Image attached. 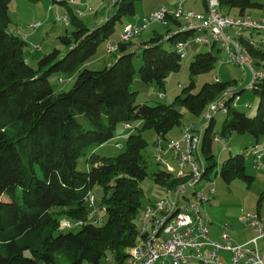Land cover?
Here are the masks:
<instances>
[{"label": "trees", "instance_id": "1", "mask_svg": "<svg viewBox=\"0 0 264 264\" xmlns=\"http://www.w3.org/2000/svg\"><path fill=\"white\" fill-rule=\"evenodd\" d=\"M136 1L115 0V12L95 28L69 10L68 24L74 29L59 37L67 50L53 49L38 58L33 68L25 55V37L10 28V0H0V264H101L109 256L122 264L138 241L139 213L144 205L140 184L148 176L143 154L146 141L140 132L152 129L167 139L172 129L182 126V112L176 106L198 116L231 83L205 82L192 92V77L212 70L217 60L210 49L193 56L189 85L171 103L135 102L136 91L130 89L133 57L141 59L140 81L160 88L167 74L180 67L176 43L188 38L192 30L166 40L154 32L136 51L129 50L131 40H119L114 42L119 52L114 61L101 69L87 67L100 44L115 31L116 22L125 14H134ZM219 4L228 10L237 8L238 16L260 7L253 0H219ZM179 23L170 18L166 25ZM242 43L255 63L264 61V50L248 46L245 40ZM58 72L75 73L69 90L56 92L51 86L49 77ZM252 90L259 95L255 114L229 108L231 116L223 121L222 134L264 135V77L254 82ZM125 124L131 128L120 153L102 156L91 152L89 169H76L80 155L103 146L115 137L117 126ZM213 128L214 117L204 127L200 143L209 159L205 178L216 165L211 154ZM219 175L226 181L240 178L247 183L253 178L245 171L243 152L224 160ZM151 176L167 187L180 180L164 169ZM96 185L101 188L97 204L104 207L101 224L88 221L87 195ZM62 217L83 223L66 228L61 225Z\"/></svg>", "mask_w": 264, "mask_h": 264}, {"label": "rangeland", "instance_id": "2", "mask_svg": "<svg viewBox=\"0 0 264 264\" xmlns=\"http://www.w3.org/2000/svg\"><path fill=\"white\" fill-rule=\"evenodd\" d=\"M103 1L104 3H101L102 5L97 8V14H94V12L86 13L83 10V7L81 8L83 15H81L80 18L89 28L99 26L103 20H105L107 15L109 16L115 12L116 8L111 5L113 0ZM253 1L259 3L260 7L247 9L244 17L258 23H262L264 22V0ZM89 2L95 8L96 3L93 2V0H89ZM175 2L176 0L136 1L134 14L123 15L121 19L116 22L115 31L106 41L118 42L120 40V32L123 25L126 22L138 21V19H140L145 12L153 8L155 5L160 3L174 5ZM184 6L187 7L190 5L187 3V5ZM69 8L76 9L78 7H75L74 4L68 3V0H66V3L53 2L52 0H10L8 4V13L11 19L10 28L22 37H25L27 42L25 55L29 59V64L33 68L37 67L38 58L51 52L53 49L56 48L61 52H65L67 50V47L62 41H60L59 37L69 35L74 27L72 24L65 25L64 22L58 20V18H61L64 15L69 16ZM222 10L231 16H238L235 15L238 12L237 8H231L229 10L222 8ZM35 22H39L40 25L36 29H32L30 25ZM181 22H183V20ZM192 22L199 25V22L195 20ZM166 30V24L161 22L151 23L146 30L131 39L129 50L136 51L138 47H142L143 42L147 41L152 34H154V32L164 35L167 32ZM257 34L258 33H254L255 36H257ZM35 44H38L40 48H33V45ZM163 45L166 47L168 46L166 42L163 43ZM103 47L104 42L100 44L98 51L104 49ZM210 49H213V53L216 54L217 60L212 70L198 73L192 77V80L195 83V87L192 92H197L205 82H213L215 76H217L220 81H230L231 83H234L235 80L237 86L236 91L239 92V101L237 102L236 109L244 112L248 116H253L258 105L259 95L252 89H245V87L250 83L251 72L249 69L244 70L236 63L229 61L225 52L221 50L219 46L211 48L210 46L192 44L186 57L181 59L179 69L169 72L164 80L163 86L160 88H158L154 83L145 84L140 81L138 69L141 64V59L138 55H135L133 57L134 76L130 84V89L136 91L135 102H147L149 104H153L156 101H161L171 103L177 95L183 94V88L189 85V64L193 60V56L198 52H206ZM118 54V51L111 54L106 53L105 60L110 59V62H112ZM258 63L259 65H257ZM100 64L101 63L98 62L95 65H88V67L91 69H101L107 64V62L103 65ZM254 64L256 70H260L264 73V61L254 62ZM74 80V74H64L62 72L54 73L49 77L50 84L56 92L69 90L73 85ZM247 103H249L250 106H246ZM208 104L206 105L204 111L198 116L192 115L183 106H176V108L182 112V123L192 124L194 130H199L206 124V119L203 115L208 108ZM230 116V113L225 114L222 112H219L214 116L215 123L213 128V140L211 143V154L216 161V165L206 175V177L212 182L214 193L213 195L205 193L206 198L209 200L203 204L199 203L194 197H191L190 199L191 201L200 204L202 213L206 214L208 220L211 222L209 225L210 233L219 234L221 231H224L225 234L230 235L232 239L237 240L236 238L243 237L248 232V228L240 223L239 217L247 213H256L255 211L250 210H255L256 205L260 201H264V195L262 194L261 185L257 182L247 183L240 178H234L226 181L219 175V169L224 160L236 153L243 152L246 146L248 147L250 144L249 139L251 140L253 138L248 132H226L225 134H222V123ZM129 126L131 127V124H129ZM120 128L121 125H118L116 133ZM177 132L178 127H175L173 131L167 134V138H171ZM140 133L146 141V147L143 154L147 161L148 171V176L140 184L144 192V197L142 198V202L144 203L146 200H154L159 198L161 195L163 196V186L154 182L151 174L157 170H165V166L162 163H157L155 160V140L157 138L155 132L152 129H143ZM215 135H217L218 139L214 138ZM126 136V133L121 135V137L115 136L103 146L95 148L93 151H89V149H87L84 154L80 155L77 159L76 169L79 171H86L89 169L87 159L91 152H96L102 156L117 155L123 148ZM116 144H120L121 147H118ZM228 147H230V149H228ZM199 152L202 163H204L205 167L208 166L209 159L206 158V153L203 152L201 148ZM165 158L171 162L169 164L172 171L176 173L179 170L177 162L171 159L170 153L165 154L163 159ZM249 159L250 157L245 156V166L248 170L247 172L251 170V167H249ZM202 184L203 183L197 186L198 190L201 189ZM91 194L95 196L98 203L101 196V188L98 185L94 186L91 190ZM96 207H100L101 209L103 206L97 204ZM241 207H245V209H241ZM67 219L68 218L66 217H62L61 224H63ZM104 219V212L101 210L95 211L93 215L88 217V221L95 222L97 224H101ZM225 226L229 227L227 228ZM226 259H224L225 262H229V258ZM127 260L128 259H126L122 264H127ZM83 264L89 263L84 262ZM101 264L119 263L114 262L113 258L109 256L107 258H103ZM155 264H160V261H157Z\"/></svg>", "mask_w": 264, "mask_h": 264}, {"label": "built area", "instance_id": "3", "mask_svg": "<svg viewBox=\"0 0 264 264\" xmlns=\"http://www.w3.org/2000/svg\"><path fill=\"white\" fill-rule=\"evenodd\" d=\"M183 2L184 0H176L171 7L163 5L150 11L140 22L126 24L120 33V41L127 42L138 36L151 23L167 24L170 18L178 20L180 23L166 32L163 39H169L181 31L192 30L188 38L179 40L175 45L180 58L186 57L192 44L219 46L229 61L244 70H250L251 80L245 89H252L254 82L263 78L264 73L255 69L254 58L242 40H245L248 46L264 50V37L254 35L264 31V22L258 23L243 16H231L222 10L219 0H203V11L187 8ZM74 13L77 16L83 15L79 8L75 9ZM58 20L63 21L65 25L69 23L66 15ZM193 20L199 22V25L193 23ZM39 25V22H35L30 27L36 29ZM34 48L39 49L40 46L35 44ZM105 49L111 54L117 51L118 45L114 42L107 43ZM214 81L219 82V78L215 76ZM236 89V84H228L222 93L208 104L203 115L206 124L199 130H194L192 124H184L178 137L165 139L157 136L155 160L180 180L174 186H163V196L143 205L138 241L130 251L127 264H155L157 261H160V264H264V249L257 246V238H264V215H241L239 221L250 224L257 231V236L246 243L232 244L225 233L222 234V241L209 237V220L206 214L202 213L199 204L209 200L205 193H214L211 180L204 176L206 167L200 158L202 133L207 122L215 114H227L229 108L237 107L239 95ZM247 105L250 106L249 103ZM125 128L131 127L126 124ZM214 138L218 139L217 135ZM117 146L121 147L120 144ZM169 153L179 167L176 173L172 171L169 164L171 162L163 159V156ZM243 154L252 157V167L255 171H264V145H251L244 149ZM201 183L202 187L198 190L197 186ZM191 197L199 203L191 201ZM87 203L90 208L89 216L98 210L104 212V207H96L97 201L91 192L87 195ZM82 223L81 220L67 219L61 225L72 228ZM222 251L229 253V262L221 258Z\"/></svg>", "mask_w": 264, "mask_h": 264}, {"label": "crops", "instance_id": "4", "mask_svg": "<svg viewBox=\"0 0 264 264\" xmlns=\"http://www.w3.org/2000/svg\"><path fill=\"white\" fill-rule=\"evenodd\" d=\"M53 2H58V1H56V0H52ZM70 1H72V2H74V3H71ZM115 0H113L112 1V3H111V5H113V2H114ZM93 2H95L96 3V6H95V8L90 4V2H89V0H68V3H70V4H74V6L75 7H80L79 9L80 10H82L81 8L83 7V10L86 12V13H93L94 12V14H97L98 13V7L100 6V5H102L103 3H104V1L103 0H93ZM59 3V2H58ZM65 3H66V0H65ZM102 3V4H101ZM176 3V2H175ZM187 3L190 5V6H187V8H191V9H193V10H195V11H203L204 9H205V7H204V2H203V0H184V2H183V4L184 5H187ZM162 5H169V4H164V3H160V4H157V5H155L153 8H151L150 10H148L147 12H145V14L144 15H142L141 17H140V19H138V21H135V22H126L124 25H126V24H129V23H138V22H140V20L148 13V12H150L151 10H154V9H157L158 7H160V6H162ZM169 6H173V5H169ZM186 7V6H185ZM77 9V8H76ZM68 10H71V11H74L75 9L73 8V9H68ZM230 15V14H229ZM108 16V15H107ZM234 16V15H233ZM81 17V16H80ZM243 17H244V15H243ZM124 25H123V27H124ZM175 25H173V24H171L169 27H167V29L168 28H172V27H174ZM122 27V28H123ZM121 31H122V29H121ZM121 33V32H120ZM257 36L259 37H264V33H258L257 34ZM107 43H111V42H107V41H105L104 42V49H102L101 51H97L96 52V54L88 61V63L86 64V66L88 67V65H95V64H97L98 62H100L101 64L100 65H103V64H105L106 62H107V64L106 65H108V63L110 62V59H106L105 60V58H106V49H105V45L107 44ZM211 47V46H210ZM108 54V53H107ZM74 74V76H75V73H73ZM226 82V81H225ZM214 123H215V119H214ZM185 123H182V125H184ZM175 129V128H174ZM129 129H125V127H121L118 131H117V133H116V137H121V135H124L125 133H127L126 131H128ZM171 131H173V129L171 130ZM170 131V132H171ZM180 131H181V126L180 127H178V132L175 134V135H173L171 138H175V137H178L179 135H180ZM166 137H167V135H166ZM252 139L250 140L249 139V141H250V144H249V146L248 147H250L251 145H255V144H258V145H264V135H260V136H258L257 138L256 137H254L253 135H252ZM246 148H247V146H246ZM245 148V149H246ZM248 157H250V159H249V167H251V170L249 171V172H247L248 170L246 169V166H245V171H246V173L248 174L249 173V175H251L253 178H252V180H251V182H249V183H252V182H257V183H259L260 185H261V187H262V194L264 195V171H262V170H258V171H255L254 169H253V167H252V157L250 156V155H247ZM246 164V163H245ZM153 200V199H152ZM152 200H146L145 202H144V204H146L147 202H149V201H152ZM263 201V200H262ZM262 201H260L257 205H256V207H255V210H250V211H255L256 213H258V214H260V215H264V206H263V204H264V201L262 202ZM241 209H245V207H241ZM241 223V222H240ZM211 224V222L209 221V225ZM243 226H245V227H247L248 228V232H247V234L245 235V236H243V237H240V238H236L237 240H234V239H232L231 238V236L230 235H228V237H229V239H230V241H231V243L232 244H242V243H246V242H248V241H250L252 238H254V237H256L257 236V231L250 225V224H243V223H241ZM209 225H208V234H209V237L211 238V239H213V240H217V241H222V234L223 233H225L224 231H221V233H219V234H212V233H210V231H209ZM225 227H229V226H225ZM263 227H264V223H263ZM257 246L259 247V248H261V249H264V238L263 237H261V238H257ZM221 257H222V259H226V258H229V254H228V252L227 251H225V252H222V254H221ZM227 260V259H226Z\"/></svg>", "mask_w": 264, "mask_h": 264}]
</instances>
